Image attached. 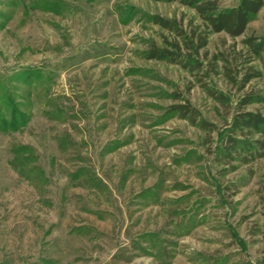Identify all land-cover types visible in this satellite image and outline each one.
I'll list each match as a JSON object with an SVG mask.
<instances>
[{
    "label": "rangeland",
    "instance_id": "rangeland-1",
    "mask_svg": "<svg viewBox=\"0 0 264 264\" xmlns=\"http://www.w3.org/2000/svg\"><path fill=\"white\" fill-rule=\"evenodd\" d=\"M180 1L0 0V264L263 259L264 138L232 121L264 100L262 79L238 90L264 4L231 39ZM172 45L181 64L149 58Z\"/></svg>",
    "mask_w": 264,
    "mask_h": 264
},
{
    "label": "trees",
    "instance_id": "trees-1",
    "mask_svg": "<svg viewBox=\"0 0 264 264\" xmlns=\"http://www.w3.org/2000/svg\"><path fill=\"white\" fill-rule=\"evenodd\" d=\"M164 3H172L176 0H159ZM184 6L192 8L198 17L203 21L206 29L212 34H225L231 39L238 38L242 36L247 28L250 20L261 10L264 4V0H241L236 8L219 11L217 7V0H181ZM155 24L159 25L165 30H173L174 25L170 22L164 20L155 19ZM194 41L193 52L197 53L202 50L207 45L206 36H196L194 34L190 37ZM253 55L258 56L264 51V39L259 41V43L254 44L251 40L245 43ZM186 48L189 47L185 44ZM192 46V44H191ZM175 53L160 49H153L149 53V58L157 61H167L169 63L181 64L178 61L179 48L176 45L171 46ZM193 47V46H192ZM183 62V61H182ZM185 65L188 63H193V61H184ZM183 62V63H184ZM254 79H262L264 81V69L262 72H248L246 73L242 80L241 85L238 90H243V88ZM210 96L217 100L218 102H223L219 96L211 93ZM264 102L262 99L257 97L246 96L240 101V105L237 108V114L234 116L232 121L233 131L238 132H254L263 136L264 138V119L256 114L252 113H242V110L253 103ZM175 110L182 117L190 116L194 117L193 110L188 105H180L175 107ZM235 143V142H233ZM262 150H264V144L259 143ZM259 264H264V257L261 259Z\"/></svg>",
    "mask_w": 264,
    "mask_h": 264
}]
</instances>
